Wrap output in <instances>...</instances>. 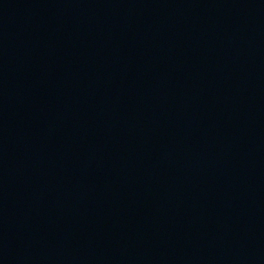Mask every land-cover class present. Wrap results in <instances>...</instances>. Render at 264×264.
<instances>
[{"label":"water","instance_id":"water-1","mask_svg":"<svg viewBox=\"0 0 264 264\" xmlns=\"http://www.w3.org/2000/svg\"><path fill=\"white\" fill-rule=\"evenodd\" d=\"M0 264H264V0H0Z\"/></svg>","mask_w":264,"mask_h":264}]
</instances>
